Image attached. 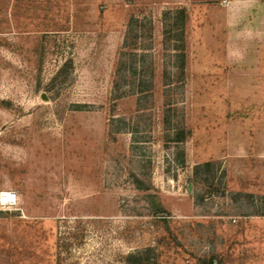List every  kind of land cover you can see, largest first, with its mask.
<instances>
[{"label": "rangeland", "instance_id": "374dc122", "mask_svg": "<svg viewBox=\"0 0 264 264\" xmlns=\"http://www.w3.org/2000/svg\"><path fill=\"white\" fill-rule=\"evenodd\" d=\"M262 19L0 0V264H264Z\"/></svg>", "mask_w": 264, "mask_h": 264}, {"label": "crops", "instance_id": "0c3cea01", "mask_svg": "<svg viewBox=\"0 0 264 264\" xmlns=\"http://www.w3.org/2000/svg\"><path fill=\"white\" fill-rule=\"evenodd\" d=\"M233 5H231L230 7H228V14L231 15V16H236L238 15V13L240 12L239 14V17L240 19H243L245 18V15H246V9L248 8V6H250L252 3H248V4H244V3H238L237 1H233L232 3ZM234 8H237L236 10L238 11L237 14L234 13ZM235 18V17H234ZM229 20L232 19L228 17ZM262 22L264 23V19H262ZM245 27V33L246 34H249L250 33V30L247 26H244Z\"/></svg>", "mask_w": 264, "mask_h": 264}, {"label": "trees", "instance_id": "16d2710c", "mask_svg": "<svg viewBox=\"0 0 264 264\" xmlns=\"http://www.w3.org/2000/svg\"><path fill=\"white\" fill-rule=\"evenodd\" d=\"M160 212H166L164 209H159ZM126 262L128 264H140L141 260L137 254H129L126 256ZM220 260L217 256H213L209 259L208 264H219Z\"/></svg>", "mask_w": 264, "mask_h": 264}, {"label": "bare ground", "instance_id": "6f19581e", "mask_svg": "<svg viewBox=\"0 0 264 264\" xmlns=\"http://www.w3.org/2000/svg\"><path fill=\"white\" fill-rule=\"evenodd\" d=\"M3 200H13V195L10 192H4L2 194Z\"/></svg>", "mask_w": 264, "mask_h": 264}, {"label": "water", "instance_id": "95a60500", "mask_svg": "<svg viewBox=\"0 0 264 264\" xmlns=\"http://www.w3.org/2000/svg\"><path fill=\"white\" fill-rule=\"evenodd\" d=\"M42 98H43V99H46V97H45L44 95H42Z\"/></svg>", "mask_w": 264, "mask_h": 264}, {"label": "built area", "instance_id": "2783aa9c", "mask_svg": "<svg viewBox=\"0 0 264 264\" xmlns=\"http://www.w3.org/2000/svg\"><path fill=\"white\" fill-rule=\"evenodd\" d=\"M0 197H1V195H0ZM1 202V201H0Z\"/></svg>", "mask_w": 264, "mask_h": 264}]
</instances>
